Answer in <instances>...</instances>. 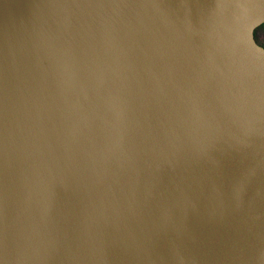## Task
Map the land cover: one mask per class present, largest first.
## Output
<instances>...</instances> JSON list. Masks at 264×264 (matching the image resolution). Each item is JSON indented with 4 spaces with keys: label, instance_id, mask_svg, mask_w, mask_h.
<instances>
[{
    "label": "water",
    "instance_id": "obj_1",
    "mask_svg": "<svg viewBox=\"0 0 264 264\" xmlns=\"http://www.w3.org/2000/svg\"><path fill=\"white\" fill-rule=\"evenodd\" d=\"M264 0H0V264H264Z\"/></svg>",
    "mask_w": 264,
    "mask_h": 264
},
{
    "label": "rangeland",
    "instance_id": "obj_2",
    "mask_svg": "<svg viewBox=\"0 0 264 264\" xmlns=\"http://www.w3.org/2000/svg\"><path fill=\"white\" fill-rule=\"evenodd\" d=\"M255 38L259 44L264 46V25L256 29Z\"/></svg>",
    "mask_w": 264,
    "mask_h": 264
}]
</instances>
